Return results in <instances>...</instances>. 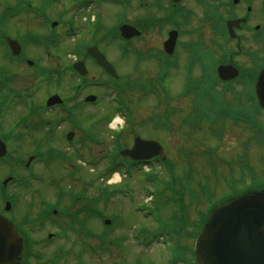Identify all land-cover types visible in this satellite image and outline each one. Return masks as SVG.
Masks as SVG:
<instances>
[{
	"label": "flooded vegetation",
	"instance_id": "af4514ba",
	"mask_svg": "<svg viewBox=\"0 0 264 264\" xmlns=\"http://www.w3.org/2000/svg\"><path fill=\"white\" fill-rule=\"evenodd\" d=\"M157 1L154 0L152 2L151 0H147L148 3L153 4L154 8H156L155 4ZM161 6L164 8L161 10L156 8L154 12H150L151 8L149 10L139 8L143 13L138 14L136 22L142 31L141 37L113 41L103 34L101 30L102 26L101 29H97L95 26L90 25L83 28L84 41L92 35L97 45L106 53L112 44L122 43L126 47V55L123 60L125 76L154 78V74H146L145 71L153 73V69L156 68L158 69L155 73L157 76L163 69H166L164 65L167 63V59L172 58V56L165 50V45L172 32L179 31V38L176 40V50L179 48L180 52H184L185 43L192 44L194 42V40L189 41L187 37L193 35L190 34L191 31L198 30L197 27L192 28L191 26V23L195 21L194 18L197 12L200 14L199 22L210 28L209 22H202V15L205 11L208 14L225 15L226 11L229 10L230 12L234 11L233 13L239 14L240 9H244L245 5L241 3L233 5L228 0H179L175 2L162 0ZM185 13H191L189 21H185V15H187ZM147 14L151 16L148 17L146 16ZM153 16L154 19L152 18ZM158 18L163 20L160 22V25L155 21ZM250 20L257 22L259 17L251 15ZM68 21H70L68 18H63V22ZM162 23L163 26H161ZM151 30H157L160 32V35L158 34L159 38L157 41L154 38L150 41L151 47H146L145 45L148 42ZM247 34L248 31H245L244 37ZM195 35L199 38L201 35H204V31L199 29ZM212 36L214 37V34ZM60 41L64 42L65 37L58 39L55 44L59 45ZM89 42L90 40H87L86 43ZM70 44L74 45L72 42ZM156 49L165 52L167 54L166 58L163 59L161 55L155 54L154 51ZM132 52L138 53L137 67L134 66V62L131 60L133 58ZM76 60L81 61L85 59L83 57H76ZM86 62L89 72L84 77L85 79L90 77L97 78L98 76L108 77L107 71L103 67L93 64L89 60H86ZM119 63H116L117 68L119 67ZM57 65L58 68L61 67L60 64ZM23 68L27 69L23 64L19 66L18 58L13 56L10 48L0 40V139L7 144L8 149L9 147L12 149L9 157H0V214L20 224L26 222L28 246L26 254L27 263L25 264H124L123 259L132 253L134 257L131 264H146L143 258L138 255L136 256V254L147 255L148 252L143 248L135 247V245L132 248V243L128 244L131 238L125 237L119 230L109 232L111 243L116 238L121 239L119 246H107L105 248L97 246L98 232L95 226L97 205L99 202L102 206L109 204V201L103 198L105 195L110 194L111 186L109 184L99 185L79 181L72 183L70 189L66 192L62 188L61 183L45 182L50 178V175L47 176V173L52 170L46 168L48 163L45 161V157L52 156L55 153L51 143L61 140L51 133L49 128L50 121L44 118V114L39 113V111L36 112L38 114H31L30 112L34 111H30L25 103H21V105L25 110H29L26 113L28 116L26 123H31L33 117L38 116L42 124L46 122L43 125L45 132L44 134H39V131L37 132L36 130L37 127L34 128L31 134L28 135L27 146H22L21 142L23 141H19L18 139L17 122L22 121V117L26 115L18 118V97L33 95L27 92L32 88L35 78L43 79L40 97L46 100L45 107L48 109L49 114L53 113V120H60L61 123L58 125L60 128L62 126L66 127V120L61 116L60 109L68 110V105L71 102L74 103V108L79 110L83 104L87 105L85 97L88 94H84L87 89L86 83H84L83 89H80L75 96H73V91L71 92L70 97L73 96V100L67 105L60 104L47 107L50 97L48 95L49 77L47 71L45 69L40 71L27 69V71H24ZM172 72L173 70L170 73ZM63 74L65 72L60 70V79L63 78ZM19 77L25 78V88L18 87ZM75 78H80V75L75 73ZM78 87L81 86L79 85ZM54 94H58V92ZM40 106L44 110L43 105L40 104ZM73 115L77 120L78 113H73ZM13 124L15 126H12ZM43 126L42 130L44 131ZM69 129L75 133L73 139L78 137L75 125ZM79 137L82 136L80 135ZM84 141L80 140L79 143H83ZM25 149L26 153L28 152V159L24 168L18 159L23 158L21 155ZM31 157H33V160L30 163ZM35 161L40 164L37 168L31 166ZM57 173L60 174V171L57 170L54 177L60 179L61 176H58ZM7 178H11L8 184L5 183V179ZM76 178L80 179V176ZM56 203L59 208L51 209V206H54ZM60 209L62 210V214H59ZM66 209H68L67 220L65 215ZM72 223H77L81 229L76 233L67 232V224ZM18 228L21 232H24L20 226ZM136 248H138V252H136ZM171 251L167 254L168 261L166 264H198L193 259L191 247L186 246L179 250L176 249L175 253L179 256V261L175 263L171 262L173 259ZM150 255L155 256L154 260H151V264H162L158 262V254L150 253Z\"/></svg>",
	"mask_w": 264,
	"mask_h": 264
},
{
	"label": "rangeland",
	"instance_id": "374dc122",
	"mask_svg": "<svg viewBox=\"0 0 264 264\" xmlns=\"http://www.w3.org/2000/svg\"><path fill=\"white\" fill-rule=\"evenodd\" d=\"M228 1L233 2V0ZM13 2L14 0H0V12L6 8L8 3ZM55 7L58 6L54 5L53 8ZM59 9L60 8H58L57 11ZM115 9V7H110V11H114ZM241 10L242 9H240L239 14L233 13V17L232 15L228 16L230 14V11L228 10L226 11V16L227 18L232 17L233 19H239L241 15L243 16V11ZM131 11H133L134 15L137 16L138 14L143 13L137 8V6H135V8H133ZM231 11L233 10L231 9ZM17 18V23H14L16 26L11 28V31L17 33V36L19 32H24L25 30H28V24L30 22L34 27H36L35 25H39V20H37L34 15L21 13L18 15ZM199 19L200 14L199 12H197L196 17L194 18L195 21L191 23V26L192 28H198L200 27L199 25L203 27V41L205 43V51L208 50V46L212 45L213 39L217 38L218 36L211 31V28H209V26L202 25L199 22ZM114 21L116 20L114 19L113 22ZM159 33L160 32H158L157 30H151L148 37V42L145 46L151 47L150 41L153 38L157 41V39L159 38ZM212 34H214V37L212 36ZM197 38L198 37L195 34L187 37L189 41L196 40ZM245 38L246 39L243 40L241 43V47L237 49V52H233L235 56L238 55V58H236L235 62L240 66L247 67V62H250L251 60L255 61L258 67H261L264 64V40H255L253 38L252 33H248ZM221 42L223 48L228 47L226 41L221 40ZM69 44L70 42L65 43L63 45V48L68 49ZM114 48L116 49V46H114ZM232 48H235V46H233ZM63 52L65 51L63 50ZM211 52L212 51L205 54V59L209 70V81L211 83H214V92L218 94L219 98L223 103L234 107L243 108V106L247 103L248 91L251 90V84L247 83L246 80L240 83L238 81H233L231 85H227L226 82L225 84L222 82L219 83L218 78L216 79V74L212 70V67L216 65L219 60L220 65L225 64L226 60H222L224 59L223 57L217 59L216 55H213L208 60ZM38 53L39 52H34V54ZM182 55L183 57H185L186 60L187 57L185 56V52H183ZM67 58L70 59V57L68 56ZM23 69L24 71H27L26 68ZM153 71V73H150L149 71H145V73L154 74V76L156 77L155 73L158 71V69L155 68L153 69ZM195 75L198 77V79L202 78L198 71V68H195ZM184 77L185 75L182 71V67L179 66L178 69L172 72V77L168 81L167 85L174 100L175 106L178 107V105L180 104L186 105L183 106L186 109L187 107L189 108L191 100L188 99L183 101V98H180V93L185 80ZM134 78L138 77L134 76ZM202 81L204 84L205 78L202 79ZM25 84V78L19 77L18 87L25 88ZM67 87H70L68 83H66L65 85L66 93L71 92L70 89ZM223 94H226L227 96ZM133 98V107L137 109V112H134L133 122L131 125H128L126 120L123 119V115L119 113L117 109L111 104H109V106L101 105L99 107H93L78 111L79 123L82 124L85 129L96 133L101 139V143H99L98 145H84L81 148V157L75 161V164L73 166V169L76 171L77 176H82L83 178H88L93 181V178L97 175L98 168L100 169L106 166V159H101L102 153L104 152V150L105 153L110 150L112 144V137L115 134H121V132L123 131L120 140L121 142L128 141V143H130L131 136L134 131L142 133L145 136L162 138L169 145L170 152L168 153V155L169 158H171L174 162L177 177L182 176L185 173L186 169L190 170V167L193 168L195 173V181L193 182L192 188H196V191L198 192V196L195 197V201L197 202V204L191 206L189 210L191 219H193L195 222L190 220L188 224L184 225L185 231H194L195 228L198 227L197 223L202 222L203 215L209 211V207L211 204L215 203L223 195L225 197L231 192H235L242 187V185H235L234 183H232L231 178L233 175L240 173L242 169H245L247 165L253 166V168L255 169V179L257 180V183H264V150L261 149V147L264 148V141L259 131L255 132L252 136L254 139V143L256 144H253L251 146L250 155L245 156L243 155V145L245 141L249 139L247 127H245V129H241V131L231 129L229 133L227 132V139L224 140H217L213 137V135L211 136L210 133H208V137L200 138L198 136V133L196 132L197 130L190 132L187 127L180 126L181 117L186 114V111L184 112V110H180L174 118V123H176V130L173 131L171 136H168L170 134L167 133L165 130L154 131L150 124L148 126L142 125L143 121L148 120L158 112V109L156 108V104L158 102L155 100V98L153 96L147 97L144 94H135L133 95ZM177 102L179 103L178 105L176 104ZM17 112L19 118L20 116L25 115L24 112L26 111L24 108H18ZM114 120L115 123H113ZM117 120L119 121V123L116 122ZM261 125L264 127V121L261 122ZM12 126H14V124ZM232 131L236 132L233 133ZM202 141H204V143L206 144L203 150L201 148V144H203ZM27 142L28 139L21 142V145L27 146ZM208 148L214 149V151L209 152L207 151ZM186 150H190L191 153L196 152L198 153V155H193L191 158H186L184 156L186 154ZM89 154L91 155V159L98 161L97 166H95L94 168H92L82 160L83 158H90ZM237 155L239 160L242 162L236 161L237 164H234L231 169V163L234 162V159L237 158ZM72 157L75 158L73 155ZM189 163L191 164V166L189 165ZM226 165H228L229 168H227ZM57 166L61 169V173H57V175L63 176L61 181L64 185H71L72 183L76 182L70 177L73 170L71 167H69L67 163L64 164L58 161ZM149 170H153L157 174V181H155L154 183H160L158 181V178L161 182H169L168 170L164 166H156L153 169L148 167H143L142 169L135 168L133 170L132 177H130L129 175H125L124 172L122 173L121 170H119V173H114L111 176H108L107 179L98 180V183L104 182L103 184H109L111 186V190L115 188H124L125 184H128L129 186H131V188H133L132 190L134 191L138 201H143L146 199L145 195L142 193L143 185L148 183H150V185L152 184L151 181H145V174ZM51 174L52 172L49 171L47 173V176ZM81 182L83 183V181ZM198 185L200 186L199 188ZM204 185L208 186L209 195L204 189ZM186 201L188 200L186 199ZM161 203H163L162 199ZM172 206H164L163 213L164 211H170V214L175 213L176 208ZM108 210H110V212L114 211L120 213L122 215V218L125 219V227L122 228L120 233L129 234L130 236V233L134 231L133 226L139 222L143 223L140 215L132 211V203H129L128 199L122 198L118 195H115L114 198H112V204L109 205ZM152 229L155 230V226ZM130 243H132L133 248L134 242L130 240L128 244ZM155 249L157 250V252L152 254H158V262L166 264L167 256L165 255L164 249L162 247H156ZM136 252H138V248H136ZM137 255L141 256L146 264H151V260H154L155 258V256L150 255V252H148L147 255H142L139 253H137L136 256ZM133 257V253L131 255H128L127 258L123 259L124 264H131L133 262Z\"/></svg>",
	"mask_w": 264,
	"mask_h": 264
},
{
	"label": "water",
	"instance_id": "95a60500",
	"mask_svg": "<svg viewBox=\"0 0 264 264\" xmlns=\"http://www.w3.org/2000/svg\"><path fill=\"white\" fill-rule=\"evenodd\" d=\"M259 95L264 105V73ZM215 214L199 242L201 262L207 264V250L211 264H264V195L242 198ZM20 253V240L0 219V264H18Z\"/></svg>",
	"mask_w": 264,
	"mask_h": 264
}]
</instances>
